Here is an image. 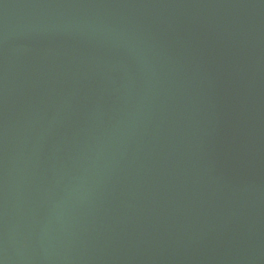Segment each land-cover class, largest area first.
<instances>
[{"label": "water", "instance_id": "water-1", "mask_svg": "<svg viewBox=\"0 0 264 264\" xmlns=\"http://www.w3.org/2000/svg\"><path fill=\"white\" fill-rule=\"evenodd\" d=\"M0 264H264V0H0Z\"/></svg>", "mask_w": 264, "mask_h": 264}]
</instances>
